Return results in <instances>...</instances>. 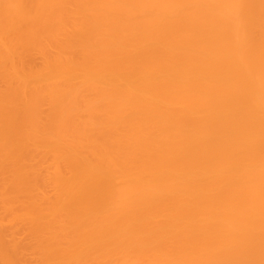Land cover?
<instances>
[{"label":"bare ground","instance_id":"6f19581e","mask_svg":"<svg viewBox=\"0 0 264 264\" xmlns=\"http://www.w3.org/2000/svg\"><path fill=\"white\" fill-rule=\"evenodd\" d=\"M0 264H264V0H0Z\"/></svg>","mask_w":264,"mask_h":264}]
</instances>
